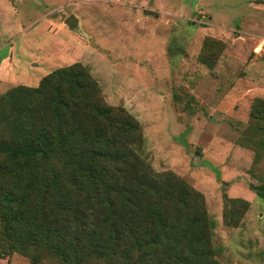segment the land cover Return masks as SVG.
I'll return each mask as SVG.
<instances>
[{"label":"rangeland","instance_id":"rangeland-1","mask_svg":"<svg viewBox=\"0 0 264 264\" xmlns=\"http://www.w3.org/2000/svg\"><path fill=\"white\" fill-rule=\"evenodd\" d=\"M72 64L116 122L136 123L143 164L200 196L214 263L264 264V201L254 193L264 186V119L253 115L264 107V0H0L1 143L17 89ZM0 252V264H63L43 254L34 263L2 242ZM140 255L84 264L162 260L150 246Z\"/></svg>","mask_w":264,"mask_h":264},{"label":"trees","instance_id":"trees-1","mask_svg":"<svg viewBox=\"0 0 264 264\" xmlns=\"http://www.w3.org/2000/svg\"><path fill=\"white\" fill-rule=\"evenodd\" d=\"M17 90L9 144L0 142V242L9 252L84 264L138 257L150 246L162 255L158 264H215L200 196L143 164L133 151L138 126L116 122L83 67ZM260 104L253 115L264 119ZM254 193L264 201L263 185Z\"/></svg>","mask_w":264,"mask_h":264},{"label":"water","instance_id":"water-1","mask_svg":"<svg viewBox=\"0 0 264 264\" xmlns=\"http://www.w3.org/2000/svg\"><path fill=\"white\" fill-rule=\"evenodd\" d=\"M63 22L69 27V29H72L76 24V19L72 15H69L64 19Z\"/></svg>","mask_w":264,"mask_h":264}]
</instances>
